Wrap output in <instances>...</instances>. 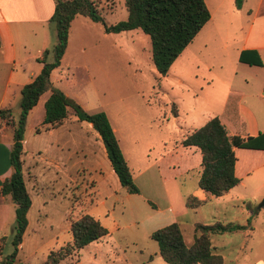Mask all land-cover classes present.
<instances>
[{
  "label": "rangeland",
  "instance_id": "1",
  "mask_svg": "<svg viewBox=\"0 0 264 264\" xmlns=\"http://www.w3.org/2000/svg\"><path fill=\"white\" fill-rule=\"evenodd\" d=\"M93 1L107 24L123 21L128 16L124 0ZM219 1L205 0L214 15L212 22L218 20L217 16L221 11L217 5ZM229 2L230 0H222L224 7ZM257 3L258 0H243L241 8H237L235 0H232L233 11L238 15L232 25L209 24L204 29L216 27L219 30L216 35L211 33L215 39L211 48H214L204 49L201 39L203 31L174 60L165 76L158 74L151 60L149 36L141 29L108 33L101 23L91 21L83 15H77L73 20L68 47L61 60V70L68 71L71 76L75 75L76 81L69 84L70 79H60L61 91L68 92L69 99L86 112L106 113L116 128L115 134L129 161L135 185L141 188L140 195L130 193L123 187L116 189L113 181L116 176L104 175L96 193V183L88 178L83 179L80 173L79 189L73 196V201L78 202L79 208L83 209L93 205L96 197L97 204L93 206L91 215L99 219L108 230L102 249L105 253L116 256V260L112 259L115 261L113 264H167L160 257L158 245L149 234L172 221L171 211L165 209L166 194L178 202L180 195L178 192L177 195L174 194L176 187L191 191L198 179L200 162H195L191 156L190 170L184 171L183 162H179L174 170L162 167L166 178L163 183L166 194L161 192L163 181L161 182L156 171L157 165L165 159L177 158L171 154L175 152V146H179V140L203 125L211 113L220 110L218 105L223 89L221 84L216 83V78L226 80L233 74L230 69L231 53L240 45L246 30L245 21L250 17L247 11L254 12ZM48 27L51 36L47 49L50 50L56 37L54 24L50 22ZM227 31L233 34L236 42L232 40L231 45H227L221 52L224 41L227 42ZM48 59H51V54ZM258 70L256 73L251 70L245 73L237 71V75L255 74L264 79V69ZM210 79L213 82L207 83ZM46 97L47 90L28 114L26 124L42 123ZM19 98L20 94L17 92L10 105L14 116L20 112ZM173 103L178 108L174 127L170 122ZM259 171L246 177L244 184L232 191L236 197L232 201L219 203L210 200L197 209H190L185 216H180L178 222L185 242H192L196 222L248 223V227L244 225L240 230L213 235L212 238L224 246L222 254L226 258V264H264V205L258 207L264 199V189H256L261 179H264V165ZM100 180L96 181L99 183ZM48 191L51 195L44 194L41 199H47L51 207L56 205V215L65 211L71 196L67 197L58 183L52 184ZM49 198L53 200L49 201ZM32 236L34 234L30 235ZM63 237L62 233L58 243H62ZM11 238L9 233V239L1 248L4 256L14 250ZM28 245L34 247L41 244ZM37 250V254L31 257L32 263L42 255L39 250L43 249ZM90 255L91 247L81 248V264H87ZM77 261L74 257L66 264H77Z\"/></svg>",
  "mask_w": 264,
  "mask_h": 264
},
{
  "label": "crops",
  "instance_id": "2",
  "mask_svg": "<svg viewBox=\"0 0 264 264\" xmlns=\"http://www.w3.org/2000/svg\"><path fill=\"white\" fill-rule=\"evenodd\" d=\"M205 3L207 4V2ZM263 4L264 0H258L257 9L254 12L247 11L250 17L245 21L246 30L241 37L240 45L235 47L231 53L232 67L230 69H232L231 72L233 74L228 76L226 80L216 78V83L221 84V88L223 89L218 105L220 110L217 113H211L205 121L206 123L212 117H218L229 137L237 135L245 139L248 136L258 137L264 132V79L260 75L255 74L237 75V71L245 73L251 70V72L256 73L259 71L258 69H264ZM217 5L221 9L219 16H217L218 20L212 22L214 15L207 4L210 19L196 34L197 36L205 31L201 38L204 49L214 48H211L212 44L215 43V39L211 33H215L216 35L219 31L216 27H209L207 30H204L209 24L231 26L232 21L238 18V15L233 11L234 5L232 4V0H230L226 7L223 6L222 0ZM53 9V0H0V109L11 108L10 105L15 94L20 91V88L24 84L32 81L40 72L42 63L38 61V58L42 57L44 50L47 49L50 42L51 35L48 23H50L49 18L53 13ZM76 17L77 15L70 23L69 32ZM241 28H244V26ZM205 36H209V38H205ZM225 38L227 42L224 41L221 52H223L227 45H231L232 40L236 42V38L233 34H229L228 31ZM68 40L66 49L68 47ZM257 57L262 60V65L250 63L255 61ZM61 69L60 62V65L50 73L47 96L52 86L62 90L60 79H70L69 84H73L76 81L75 75L71 76L68 71L62 72ZM210 82H213V79L207 81V83ZM63 93L69 98L70 94L68 92ZM177 116L178 108L177 115H172V120H170L172 127L175 125ZM109 121L115 133L116 128L110 119ZM6 132H9V134L7 135ZM180 141L181 139L179 140V146H175V152L171 154L172 156L176 155L177 158L165 159L160 165H157L156 171L160 175L161 182L163 181L161 192H165V194L166 191L163 188V183L166 178L163 176L162 167L174 170L175 166L178 167L179 162H183L185 164L184 171H186L192 168V157L195 162L201 161L199 148L196 146H183ZM256 141L260 144V147H233L236 156L234 172L240 181L223 195L214 197L198 188L197 182L191 191H185L181 187V189L178 187L174 189V194L177 195L178 192L180 195L178 202L166 194L165 209L171 211L172 221L170 223L177 222L180 226L178 222L180 216H185L190 209H197L207 201L212 200L220 203L229 202L236 198L235 194H232V191H235L236 187L243 185L246 177L254 172L259 173L261 171L259 169L264 165V137L262 138L261 136ZM11 145L12 133L5 122L2 121L0 122V186L3 180L10 176L13 171L10 164ZM22 151V174L31 203L26 213L27 226L22 240L17 247L15 262L18 264H41L51 250H55L72 240L68 221L71 202L65 211L56 215V205L51 207L49 204V208L47 199L44 197L41 199V196L47 193L50 196L49 188L52 184L58 183L62 192L67 197L71 196L69 199L71 201L79 189L80 173H82L83 179L87 180L88 178L96 183L94 185L96 193L98 186L102 183V179L105 176L114 177L116 174L111 167L99 134L92 128L90 123L80 120L69 107L67 116L57 125L49 126L43 123H27L22 140ZM121 151L127 161L122 148ZM127 163L129 165V161ZM171 177H174V175ZM97 179H101L99 183L96 181ZM113 181L115 188L121 189L122 186L117 176ZM133 182L135 184L134 177ZM137 187L139 192L135 194L140 195L141 188L138 185ZM256 189H264V179H261ZM185 194H192L204 201V203L195 208L187 207L184 201ZM95 198L93 205L88 206L87 212L89 214H91L93 206L97 204ZM48 200L52 201L53 199L49 198ZM14 219L15 204L9 195H2L0 193V249L4 246V242L9 239V233L11 236L13 234ZM242 225L248 227V223ZM193 231L194 238V227ZM62 233L64 234L62 243H58ZM31 234H34V236L30 237ZM213 235H211L213 250L223 257L224 264H226V258L222 254L224 246L219 241H214ZM106 236L84 246L91 247V255L88 258L87 264H113L115 262L112 259L116 260V256L111 253L107 254L102 249ZM27 243L41 245L33 247ZM48 243L54 245H48ZM190 244L186 243L188 246ZM38 248L43 249V251L39 250V253H42V255L37 261L32 263L30 261L31 257L37 254ZM80 250L74 255L78 260L77 264H81L79 259ZM6 256L2 255L1 249L0 262ZM74 257L65 260L63 264H66L68 260L71 261Z\"/></svg>",
  "mask_w": 264,
  "mask_h": 264
},
{
  "label": "trees",
  "instance_id": "3",
  "mask_svg": "<svg viewBox=\"0 0 264 264\" xmlns=\"http://www.w3.org/2000/svg\"><path fill=\"white\" fill-rule=\"evenodd\" d=\"M242 2L243 0H235L236 7L241 8ZM53 3L54 9L49 21L55 26V43L50 50H44L42 57L38 58V61L42 63L40 72L32 81L20 88L18 115L14 116L10 107L0 109V122L4 121L12 133L10 164L13 169L10 176L3 180L0 193L9 195L15 204L11 238L14 250L0 264H18L15 262V256L27 226L26 213L31 203L22 174V140L26 120L42 94L48 89L50 73L60 65L67 46L72 19L76 15H83L91 21L101 23L104 31L108 33L141 29L149 36L151 60L160 76L167 74L174 60L210 19L205 0H124L128 16L125 20L114 24H107L104 21L93 0H53ZM49 54L51 59H48ZM250 63L262 65V60L257 57ZM43 106V124L54 126L61 123L68 114V107L80 120L90 123L104 144L107 157L120 185L130 193L139 192L105 112H86L59 88L53 86L50 87ZM172 107V114L176 116L177 107L174 103ZM261 136L264 137V132L258 137L248 136L245 139L237 135L229 137L224 125L216 116L192 130L181 139L180 143L183 146L199 148L201 161L197 187L218 197L236 186L240 180L234 172L236 156L233 147H260L256 140ZM184 201L190 208L204 203L192 194H185ZM70 202L68 221L72 240L51 250L41 264H63L79 249L108 234L106 227L87 212L88 206L80 209L78 202L74 203L73 197ZM242 228L244 225L237 222L215 221L210 224L196 222L193 242L189 246L186 245L177 222L155 229L149 237L156 241L159 255L167 264H224L223 257L213 250L211 235Z\"/></svg>",
  "mask_w": 264,
  "mask_h": 264
},
{
  "label": "water",
  "instance_id": "4",
  "mask_svg": "<svg viewBox=\"0 0 264 264\" xmlns=\"http://www.w3.org/2000/svg\"><path fill=\"white\" fill-rule=\"evenodd\" d=\"M262 205H264V199L259 203L258 207H261Z\"/></svg>",
  "mask_w": 264,
  "mask_h": 264
}]
</instances>
